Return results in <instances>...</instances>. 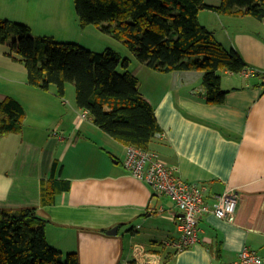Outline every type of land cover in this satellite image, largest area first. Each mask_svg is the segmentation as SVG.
<instances>
[{
    "label": "crops",
    "instance_id": "obj_1",
    "mask_svg": "<svg viewBox=\"0 0 264 264\" xmlns=\"http://www.w3.org/2000/svg\"><path fill=\"white\" fill-rule=\"evenodd\" d=\"M71 5L73 0H0V23H25L35 36L72 42L69 24L81 25ZM198 18L225 48H235L248 66L264 70V18L210 9H201ZM7 42L10 47L12 39ZM130 59V69L138 65L140 91L154 106L161 127L150 149L183 180L207 186L209 202L234 191V214L204 213L198 241L178 252L174 243L182 231L176 202L125 168L127 145L90 116L81 117L68 86L61 97L56 90L29 84L24 63L8 54L0 55V80L13 87L0 86V100L15 98L26 115L20 131L0 139L12 143L9 165L0 170V208H36L49 243L63 254L76 252L80 264H231L244 249L256 251L264 264L263 80L221 70L227 94L222 103H212L204 96L203 70L164 72ZM31 90L36 97L27 106L21 96ZM51 120L72 129L52 137L44 124ZM90 149L92 159L84 170L66 169L72 150L87 155ZM65 182L69 186L63 188ZM43 186L55 192L52 202H43ZM115 226L117 233L109 234Z\"/></svg>",
    "mask_w": 264,
    "mask_h": 264
},
{
    "label": "trees",
    "instance_id": "obj_2",
    "mask_svg": "<svg viewBox=\"0 0 264 264\" xmlns=\"http://www.w3.org/2000/svg\"><path fill=\"white\" fill-rule=\"evenodd\" d=\"M74 5L81 27L101 25L141 64L164 72L203 70L204 96L212 103H222L227 94L220 71L240 74L248 65L235 48H225L201 24L199 11L264 18V0H221L219 5L205 0H74ZM10 39L7 54L24 63L29 84L46 91L55 85L61 97L67 84H74L77 105L103 131L125 145L150 149L161 127L154 106L140 91L136 72L130 69V58H122L114 49L93 51L75 42L35 36L27 24L3 20L0 43ZM25 115L15 98L0 100V139L20 131ZM43 192V202H52L55 192L45 186ZM45 226L36 208H0V264H80L76 252L63 254L49 243Z\"/></svg>",
    "mask_w": 264,
    "mask_h": 264
},
{
    "label": "built area",
    "instance_id": "obj_3",
    "mask_svg": "<svg viewBox=\"0 0 264 264\" xmlns=\"http://www.w3.org/2000/svg\"><path fill=\"white\" fill-rule=\"evenodd\" d=\"M264 70L248 66L242 74L255 76ZM257 75V74H256ZM81 117H89L87 110H82ZM125 168L136 178L149 183L157 194L171 197L177 204L180 214L181 236L174 243L177 251H183L194 245L199 239L200 221L204 213L211 212L218 217L232 216L237 208L238 199L234 191H226L207 201V186L194 181H185L176 173V168L163 161L151 149L131 144L127 145L124 158ZM142 255V254H141ZM137 257V255H136ZM261 258L256 251L244 249L240 257L231 264H260Z\"/></svg>",
    "mask_w": 264,
    "mask_h": 264
},
{
    "label": "rangeland",
    "instance_id": "obj_4",
    "mask_svg": "<svg viewBox=\"0 0 264 264\" xmlns=\"http://www.w3.org/2000/svg\"><path fill=\"white\" fill-rule=\"evenodd\" d=\"M73 5H74V0H73ZM72 6V5H71ZM71 8V7H70ZM73 8V6H72ZM71 10L73 11L74 8ZM75 12V11H73ZM253 20H255L254 16L250 15ZM239 22V21H238ZM71 26V27H70ZM80 26V25H79ZM69 30L67 33V38H69L70 41L76 42L78 44H83V46L93 50V51H105L107 49H114L115 51L119 52L123 58L125 57H130L133 60L138 61L136 57L133 55V53L126 47V45L119 39H116L112 34L106 33L102 30V26L99 24H91L88 27H77V25L69 24ZM250 27V25H249ZM251 28V27H250ZM10 47L8 42L0 43V51L3 53H0L2 56L3 54H7L9 52ZM10 60V59H9ZM10 62H13L10 60ZM20 62V61H19ZM131 69L133 71H138L137 69L138 65L132 64ZM137 73V72H136ZM3 82V83H1ZM8 85L6 81L0 80V86H5ZM11 83H9V87H11ZM68 96H73L75 94V86L74 84L68 83ZM19 87V86H18ZM37 87V86H36ZM51 90L54 92L56 90V86L52 85ZM38 92V91H36ZM24 100V103L28 106V103L33 100L36 97V93L34 91H27V93L23 96H21ZM35 118L31 120L30 126L32 128L33 121ZM42 123V122H41ZM59 122L56 120H51L49 122H44L45 126L49 127L48 128V133L53 137L55 136L56 138L60 137L62 135V131H71L72 126L68 123L64 124L63 126H60L58 124ZM67 128V130H66ZM51 137V138H52ZM96 139V138H95ZM12 145V143H5L4 139L0 140V170H6V167L9 165V154L7 153V149L9 148L8 146ZM7 146V148H5ZM53 152H56L57 154H60V150L56 148V146L53 147ZM93 153V150L90 149V152L87 153V155L76 151L72 150L68 156L67 160L65 161V166L67 167L66 169H73L74 170H84L85 167H87V164L89 161L92 159L91 154ZM100 155L101 153H97L94 151V156L96 157L97 155ZM101 156V155H100ZM99 158V157H97Z\"/></svg>",
    "mask_w": 264,
    "mask_h": 264
},
{
    "label": "water",
    "instance_id": "obj_5",
    "mask_svg": "<svg viewBox=\"0 0 264 264\" xmlns=\"http://www.w3.org/2000/svg\"><path fill=\"white\" fill-rule=\"evenodd\" d=\"M117 229H118V227L115 226V227L111 228L110 230H108V233L109 234H116L117 233Z\"/></svg>",
    "mask_w": 264,
    "mask_h": 264
}]
</instances>
